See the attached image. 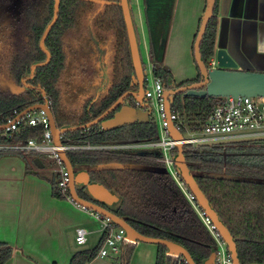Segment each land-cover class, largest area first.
I'll return each instance as SVG.
<instances>
[{
    "label": "trees",
    "instance_id": "16d2710c",
    "mask_svg": "<svg viewBox=\"0 0 264 264\" xmlns=\"http://www.w3.org/2000/svg\"><path fill=\"white\" fill-rule=\"evenodd\" d=\"M98 5L102 7L99 12ZM218 7L219 0L201 44V57L207 67L216 53ZM19 10L21 18L16 20L15 32L12 30V42L0 53V118H7L16 110L24 112L39 103L44 93L53 101L57 127H78L102 116L124 94L138 91L120 0H60L58 20L45 41L51 60L46 66L37 68L32 78V68L47 61L41 41L53 22L55 0H20ZM89 20L94 23L100 43H106L113 36L112 78L103 95H91L79 104L77 94L69 92L70 54L74 45L68 50V42L72 43V33H81L85 21ZM19 30H24V37L19 44H14L16 37H20ZM82 45L78 42L74 48L79 52ZM8 54H13L9 60ZM152 60L153 75L161 79L165 90L201 80L199 75L196 81L177 86L161 59ZM2 81L13 87L9 89ZM170 101L173 111L199 122L207 118L216 103L213 98H191L184 94L173 96ZM157 136V126L153 122L109 131L94 126L89 130L65 134L63 143L123 145L156 141ZM20 137L40 140V130L26 128ZM183 153L200 188L231 232L240 263L264 264V139L223 144L211 150L184 147ZM68 157L77 173L86 171L91 183L103 185L120 199L118 204L106 208L141 235L184 247L196 264H204L216 251V243L200 217L164 164L157 161V152L120 155L71 153ZM22 158L33 168H37L35 160H40L44 166L41 178L50 183L55 198L63 199L58 189L60 177L55 172L56 164L40 156ZM258 158L260 160L256 162ZM78 192L81 198L90 199L85 188L79 187ZM104 239L103 236L95 250L77 253L71 264L91 263ZM134 247L135 243H123L117 264H129ZM13 254L12 247L0 243V264H6ZM156 264L186 262L183 258L168 256V249L158 246Z\"/></svg>",
    "mask_w": 264,
    "mask_h": 264
},
{
    "label": "crops",
    "instance_id": "0c3cea01",
    "mask_svg": "<svg viewBox=\"0 0 264 264\" xmlns=\"http://www.w3.org/2000/svg\"><path fill=\"white\" fill-rule=\"evenodd\" d=\"M161 2L143 0L146 12L156 21L155 34L159 22L162 25L167 22L165 42L161 43L163 67L167 68L164 58L168 38H171L170 44L180 40L184 60L194 72L175 74L176 81L173 80L177 86L194 82L199 71L195 65L193 43L207 0H169L165 7ZM139 21L143 37L147 40L150 36L151 41L152 28L147 29L144 18ZM134 25L140 40L135 21ZM219 49H225L240 70L264 72V0H219L216 52ZM151 53L152 50L148 56L153 67ZM42 171L27 164L22 157H0V243L14 249L12 259L6 264H71L77 253L93 251L101 241L102 227L98 221L88 211L55 198L50 183L40 176ZM80 228L92 237L89 248H78L75 244L76 231ZM157 255L158 246L135 243L129 264H156ZM117 259L95 258L89 264H115Z\"/></svg>",
    "mask_w": 264,
    "mask_h": 264
},
{
    "label": "built area",
    "instance_id": "2783aa9c",
    "mask_svg": "<svg viewBox=\"0 0 264 264\" xmlns=\"http://www.w3.org/2000/svg\"><path fill=\"white\" fill-rule=\"evenodd\" d=\"M208 68L209 70L217 68L215 57L210 60ZM149 72L148 75L145 73V103L148 105L146 110L151 115V122L157 126L158 136L156 141L123 145L64 144L63 135L61 137L62 145L58 147L54 143L51 120L47 111L35 110L21 117L22 113L16 110L7 118H0V157L40 156L54 162L57 166L55 172L60 177L58 189L61 197L88 211L101 224L102 237L104 236L105 239L96 258L106 259L108 257L117 258L120 255L123 243L130 242L127 239L126 231L115 225L104 215L80 207L74 202L70 194V176L59 153L63 151L67 155L71 153L120 155L157 152V161L164 164L168 173L214 239L216 243L215 264H233L231 254L221 235L182 180L175 164V157L178 153L177 147L179 144L191 150H199L225 141L264 139V98L231 97L216 99L214 107L203 122L192 121L185 116L182 117L180 113L172 109L170 114L167 113L163 83L161 79L154 77L153 67ZM131 103L137 108L141 107V103L134 100ZM37 104H46L53 113V101L46 94H42L40 102ZM170 123L181 134V142L171 138L169 133ZM26 128H38L41 139L38 140L36 137L21 138V132ZM87 236L88 232L85 229H78L75 238L76 244L78 246L86 245L88 242ZM168 256L181 258L169 254Z\"/></svg>",
    "mask_w": 264,
    "mask_h": 264
},
{
    "label": "water",
    "instance_id": "95a60500",
    "mask_svg": "<svg viewBox=\"0 0 264 264\" xmlns=\"http://www.w3.org/2000/svg\"><path fill=\"white\" fill-rule=\"evenodd\" d=\"M216 3L217 0H207L206 9L202 16L199 32L194 43L193 55L195 65L197 66L199 75L201 76V80L199 82L176 89L165 90L164 100L166 111L168 114H170L172 109L170 101L171 97L181 94H184L186 97L202 99H221L231 97L264 98V72L240 70L238 64L225 49H219L215 54L217 68L209 70V68L203 61L201 57V44L207 31V27L214 16ZM120 5L127 29L131 59L138 83V91L128 92L124 94L102 116L86 125L78 127H71L66 129L58 128L54 114L46 104H36L22 112L21 117L35 110L47 111L51 120L54 143L58 147H61L62 145L61 137L70 132L85 131L91 129L94 126H99L103 131H109L127 125L137 123L146 124L151 122V115L146 110L148 108V105L145 103V71L139 49V40L132 17L130 1L120 0ZM59 9L60 0H55V14L53 22L47 28L41 41V49L47 55V61L45 63L35 65L32 68L31 78L34 76V72L37 68L46 66L51 60L49 52L45 49V41L58 20ZM7 83L12 86V84H10L9 82ZM132 100L137 103H141V107L137 108L133 106L131 103ZM111 115L112 117L109 118V116ZM169 133L171 138L175 141H182L181 134L175 129L172 123L169 124ZM177 150L178 153L175 157V164L182 180L184 181L190 192L196 197L197 203L208 215V217L216 227L218 233L221 235L231 254L233 264H241L238 257L237 245L231 232L229 231L227 226H225V224H223V222L220 220L216 211L211 206L210 201L200 188L198 182L189 169L183 153L184 146L182 144H179ZM59 154L63 164L66 167V170L69 173L70 194L77 205L102 214L106 218H109L115 225L126 231L127 239L131 243H145L149 245L164 246L168 249L169 255L181 257L186 261L187 264H196L190 253L184 247L167 240L143 236L135 229H133L126 221L109 211L106 207H113L114 205L119 203L120 199L116 195L109 192L103 185L91 183V178L86 171L77 173L74 170L69 157L65 152L62 151ZM35 165L39 169L44 168L40 160H35ZM79 187L86 189L90 197L89 200L83 199L79 196ZM215 260L216 254L214 252L204 264H215Z\"/></svg>",
    "mask_w": 264,
    "mask_h": 264
},
{
    "label": "rangeland",
    "instance_id": "374dc122",
    "mask_svg": "<svg viewBox=\"0 0 264 264\" xmlns=\"http://www.w3.org/2000/svg\"><path fill=\"white\" fill-rule=\"evenodd\" d=\"M129 1H130L131 10L133 11L132 12L133 18L136 23L137 31L140 37V40H139L140 48L139 49H140L141 58H142V61L145 67V71H146L145 73L146 75H148L150 73L149 71L152 68V65L150 63V59L148 56L149 51L151 52L152 50V53H153L152 58L155 61L160 60L162 56L161 50L163 48V46H161V43L164 44L165 42L167 29L164 27L167 26V22H165L164 25L160 24L159 22V26L155 34V31L153 30V26L156 23V21L153 18L152 14L146 12L144 8L143 0H129ZM160 1H162L161 3L165 7L167 4V1L169 0H160ZM14 2H16V0H0V9L4 6L1 10L3 11L1 15H3L4 17L1 18L2 16L0 15L1 16L0 17V27H1L0 33H2L0 36V53L4 52L6 46L12 42V37L15 32L16 21H13L12 25L5 28V30L2 32V26H5V23H4L5 17L7 18L9 17L12 19L13 15L15 14L17 10V7L15 5L12 6ZM6 8L8 10L11 9L10 12L8 11H7L8 13L6 12L7 14L5 13ZM101 10H102V7L98 5L97 11L99 12ZM177 11H179V7L177 8ZM190 13L191 12H189V14ZM150 17H151V20H150ZM139 18L141 20L142 18H144L145 21H147V29L152 28V35L150 33L151 41H149L150 36L149 38L147 37V40L143 37V33H142L143 28L140 24ZM84 24L85 25H84L83 31L78 34L72 33L71 38H70V41H72V43L69 44L68 42V50H70V46L72 47V45H74L72 47L73 49H71V54H70L72 67H71L70 78H69L70 84L68 83L69 89H70L69 92L70 93L75 92V94H77L76 100H77V103L79 104L85 98L91 95L95 97H99L103 95L104 91H106L107 87L109 86V83L112 78L113 36L106 43H100L99 40H97L96 38V30H95L94 23L92 22V20L85 21ZM12 30H14V32H12ZM19 33H20V37L19 38L16 37V39L13 41L14 44H19L20 40L24 37V30H19ZM163 35H164V38H163ZM77 38H80V40L78 41ZM168 41L169 42L167 44L165 43L166 46H165V58L164 59L166 61L165 66L170 71L172 78L176 81L175 74L177 75L193 74L194 70L192 66L188 64L187 61L184 60L185 57L183 54L181 41L173 40L172 43L170 44L171 42L170 37L168 38ZM78 42H82L83 44L79 52L78 50H76V48H74L76 47ZM193 47H194V43H193ZM77 52L78 54H76ZM12 56L13 54H10V55L8 54L7 59L8 58L11 59ZM171 63L173 65H171ZM3 85L8 87L9 89L10 87H12L6 81L3 83ZM235 142L237 143V142H246V141H225V142H221V143H218L216 145H213L207 148L208 150H211V149H215L216 146H220L223 144L226 145L228 143H235ZM259 160L260 158H258L256 162H258ZM91 238L92 237L89 234L87 236L88 242L84 246H78L76 242L75 244L77 245L78 248H85V249L89 248ZM99 260H102V259L99 258Z\"/></svg>",
    "mask_w": 264,
    "mask_h": 264
},
{
    "label": "flooded vegetation",
    "instance_id": "af4514ba",
    "mask_svg": "<svg viewBox=\"0 0 264 264\" xmlns=\"http://www.w3.org/2000/svg\"><path fill=\"white\" fill-rule=\"evenodd\" d=\"M14 5L17 7V10H16L15 14L13 15V18H12V19L9 18V17H8V18L5 17V19H4V21H5V22H4V23H5V26H2V32L5 30V28H7L8 26H11L13 21H16L19 17L21 18V15H20L21 13H20V10H19V0H16V2H14L12 6H14ZM3 7H4V6H3ZM3 7H2V8H3ZM2 8L0 9V15H1L2 12H3V11H1ZM10 10H11V9H10ZM10 10H8V9L6 8L5 13H6L7 11L10 12ZM8 12H7V13H8ZM7 13H6V14H7ZM1 16H2V17H1ZM1 16H0L1 18L4 17L3 15H1ZM0 29H1V27H0ZM1 34H2V33H0V36H1Z\"/></svg>",
    "mask_w": 264,
    "mask_h": 264
}]
</instances>
